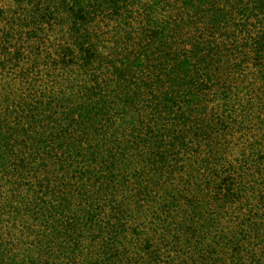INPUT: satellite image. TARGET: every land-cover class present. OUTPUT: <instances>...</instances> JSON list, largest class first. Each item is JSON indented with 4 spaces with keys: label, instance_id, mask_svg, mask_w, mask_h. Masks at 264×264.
I'll list each match as a JSON object with an SVG mask.
<instances>
[{
    "label": "trees",
    "instance_id": "16d2710c",
    "mask_svg": "<svg viewBox=\"0 0 264 264\" xmlns=\"http://www.w3.org/2000/svg\"><path fill=\"white\" fill-rule=\"evenodd\" d=\"M0 264H264V0H0Z\"/></svg>",
    "mask_w": 264,
    "mask_h": 264
}]
</instances>
